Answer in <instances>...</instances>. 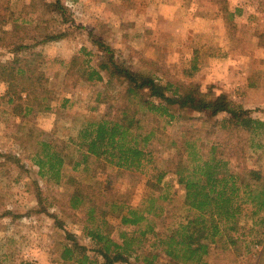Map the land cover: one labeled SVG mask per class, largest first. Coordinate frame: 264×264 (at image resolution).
Listing matches in <instances>:
<instances>
[{
  "label": "rangeland",
  "instance_id": "1",
  "mask_svg": "<svg viewBox=\"0 0 264 264\" xmlns=\"http://www.w3.org/2000/svg\"><path fill=\"white\" fill-rule=\"evenodd\" d=\"M60 1L62 11L55 9L56 0H0V60L14 57L12 42L29 45L25 63L43 71L45 87L52 89L49 108L37 106L28 114L16 113L13 103L1 98L7 85L0 81V264H61L57 244L69 242L65 230L74 232L88 247V254L95 256L94 243L76 222L77 213L68 210L72 216H66L58 204L50 206V212L64 222L61 228L49 215L32 211L38 204L35 182L46 195L65 204L73 193L96 179H109L119 198L139 207L151 192L147 181L156 173L155 168L164 169L168 173L163 185L169 198L163 202L165 219L156 227L162 231L186 216L198 215L185 205V190L175 174L177 163L186 159L184 142L197 149L204 144V151L217 144L219 156L230 159L227 166L231 170L240 173L246 165L264 173V134L245 133L238 139L224 130L209 133L211 127L198 126L184 116L170 124L162 121L160 127L166 128L153 145L154 161L143 172L120 170L103 159H91L75 170L66 163V176L60 183L44 179L33 159L35 140L64 146L88 118L113 116L125 105L127 84L119 79L110 81L105 71L102 80L83 82L75 88L63 84L70 60L83 47L92 52L91 63L98 66L101 55L94 37L111 45L131 70L147 63L161 83H184L205 93L225 94L264 121V0ZM58 33L66 35L44 42L48 34ZM22 99H26L25 93ZM193 115L199 117L198 113ZM152 125L156 127V122H150ZM67 151L77 158L78 152L71 146ZM236 152L242 153L239 158ZM9 210L19 216L4 215ZM251 213L249 206L247 215L251 217ZM263 218V212L254 219L243 217L241 228L233 231L238 242L226 247L213 244L204 261L264 264V242H258L264 240ZM110 221L115 226L112 235L120 241L124 232L138 229L123 225L117 218ZM151 241H144L138 252L129 255L133 264H142L135 258L150 248ZM168 261L162 255L156 264Z\"/></svg>",
  "mask_w": 264,
  "mask_h": 264
},
{
  "label": "trees",
  "instance_id": "2",
  "mask_svg": "<svg viewBox=\"0 0 264 264\" xmlns=\"http://www.w3.org/2000/svg\"><path fill=\"white\" fill-rule=\"evenodd\" d=\"M63 8L61 1L56 0L55 9L62 11ZM65 35L48 34L44 42L61 39ZM93 43L101 55L98 66L91 63L89 56L92 52L83 47L68 64L64 86L75 88L83 82L102 80V71H105L110 81L119 79L127 84L125 105L120 106L113 116L88 118L64 146L53 141L35 140L37 149L33 159L39 166L40 175L47 181L60 183L66 176V163L75 170L88 165L91 159H103L120 170L143 172L154 161L153 145L166 128L165 125L160 127L162 121L170 124L184 116H188V121H196L198 126L211 127L209 133L224 130L238 139H243L245 133L264 134V121L251 116L241 103L227 95L205 93L184 83H161L147 63L131 70L103 39L94 37ZM11 44L14 57L0 60V81L7 85L6 94L1 98L13 103L16 113L24 111L28 114L37 106L49 108L47 100L52 89L45 87V73L25 63L24 52L30 46L18 41ZM23 93L26 99H22ZM150 122H156V127L150 126ZM184 144L186 159L177 163L175 174L177 182L185 190V205L198 215L186 216L174 227L162 231L156 227L165 219L163 202L169 198L163 185L168 173L164 169L155 168L156 173L147 181L151 192L139 207L119 198L109 179H96L73 193L65 204L46 195L35 182L38 204L32 211L49 215L61 228H64V222L56 213L50 212L49 207L58 204L66 216H72L68 210L74 211L77 213L74 214L76 222L83 226L84 233L94 243L95 256L92 257L77 235L65 230L69 242H58V261L61 264H133L129 255L139 250L144 241L152 239L150 248L136 256L137 262L156 264V259L164 255L169 259L168 264H207L204 257L213 244L224 247L236 244L239 238L233 231L241 228L240 220L243 217L254 219L264 213L263 171L246 165L240 173L231 170L227 166L230 159L219 156L217 144L210 145L209 151H204V144H200L199 149L193 143L186 141ZM70 146L78 152L77 158L67 151ZM241 154L236 152L237 158ZM220 167L224 170L220 171ZM249 206L252 208L251 217L247 215ZM4 215L19 216L11 210L5 211ZM110 218L120 219L126 226H138V229L132 233L124 232L122 241L117 240L112 235L115 226ZM261 220L263 222L264 218ZM258 242L263 243L264 240L259 239ZM99 256L103 260L98 259ZM20 264L31 263L22 261Z\"/></svg>",
  "mask_w": 264,
  "mask_h": 264
}]
</instances>
